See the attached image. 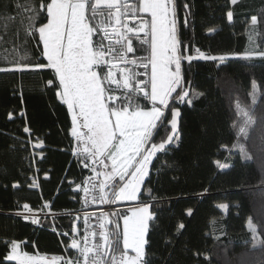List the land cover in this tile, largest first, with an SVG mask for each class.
<instances>
[{
	"label": "trees",
	"instance_id": "obj_1",
	"mask_svg": "<svg viewBox=\"0 0 264 264\" xmlns=\"http://www.w3.org/2000/svg\"><path fill=\"white\" fill-rule=\"evenodd\" d=\"M28 2L0 0V17L15 18L0 19L4 36L0 68L9 69L0 71V264H17L6 259L13 241L29 253L61 254L68 240L52 230L69 232V220H44L38 228L14 213L24 203L32 208L42 202L53 210L76 208L72 187L84 175L71 155V121L56 88L48 84L55 75L46 66L38 33L33 40L24 32ZM174 5L177 35L186 46L181 49L185 57L182 80L170 100V107L180 112V138L153 158L141 188L138 202L151 205L154 214L145 260L147 264H264V57L248 54L264 49V0H238L236 4L174 0ZM254 16L258 23L252 32ZM45 22L41 12L38 23ZM17 31L19 38L14 35ZM14 46L20 50L11 51ZM25 49L28 59L22 63L29 67L11 70ZM196 49L204 53L203 58ZM188 56L194 58L189 62ZM182 91L189 96L178 101L177 93ZM139 102L151 108L142 97ZM238 103L240 108L254 110L257 121L247 139L238 135L244 119ZM165 128L171 134L166 124L154 135L156 141L164 137ZM38 143L42 147H36ZM241 145L251 160L241 153ZM223 168L230 170L227 178ZM222 206H226L224 211ZM121 212L111 220L116 221ZM250 221L255 235L249 230ZM119 224L121 229L122 219Z\"/></svg>",
	"mask_w": 264,
	"mask_h": 264
},
{
	"label": "snow or ice",
	"instance_id": "obj_2",
	"mask_svg": "<svg viewBox=\"0 0 264 264\" xmlns=\"http://www.w3.org/2000/svg\"><path fill=\"white\" fill-rule=\"evenodd\" d=\"M231 2L236 4L238 0ZM24 11L27 13L25 35L35 40L38 33V43L42 42V54L48 62L46 66L53 69L55 80H58V84L55 80L48 84L56 88L61 102L72 114L71 134L83 145V151L75 154L84 157V167H89L91 162L95 177H104L99 183L95 182V177L85 182L91 183V199L110 204L140 201V190L153 158L167 151L166 145L180 138L177 132L180 112L174 105L170 107V100L182 80L181 61L185 57L181 49L186 46L177 35L174 0H39L38 5L36 0H30L24 5ZM41 12L45 13V23H38ZM129 13L133 20H138L137 26L129 27L126 22ZM227 16L231 21L232 12ZM0 19L12 21L15 18ZM257 23V18L252 17L251 25ZM4 27L6 34L7 24ZM14 35L19 38V31ZM3 42L4 36L0 35V43ZM19 50L20 46H14L11 51ZM26 51L15 60L11 70L23 71L29 67L22 63L28 59ZM196 51L204 57L199 49ZM259 55L264 56V52ZM193 58L187 57L189 62ZM135 68H142L143 72ZM6 70L9 69L0 68V71ZM253 89L255 103V84ZM139 94L151 104L150 109L141 106ZM188 96V91L177 93L178 101ZM191 102L187 100L188 104ZM237 109L244 117L238 135L247 139L249 129L257 123L254 110L240 108L239 103ZM166 124H170L171 134L165 128L164 137L156 141L154 135H159L157 130ZM261 141L264 145V125L261 126ZM261 150L264 151V146ZM240 151L246 159H252L243 145ZM83 191L87 203L90 190L84 187ZM148 192L151 195L150 189ZM23 207L31 212L27 204ZM150 207L148 203H135L121 212L116 221L102 214L98 219L99 232L89 231V219L85 214L83 236L72 238L66 246L76 250L77 255L72 258L53 257L49 262L45 257L21 254L19 245L13 241L6 259L17 264H147L146 236L149 222L154 219ZM32 222L38 223V220ZM107 224H113V229L108 230ZM178 227L183 229L184 224ZM249 230L256 234L251 221Z\"/></svg>",
	"mask_w": 264,
	"mask_h": 264
},
{
	"label": "built area",
	"instance_id": "obj_3",
	"mask_svg": "<svg viewBox=\"0 0 264 264\" xmlns=\"http://www.w3.org/2000/svg\"><path fill=\"white\" fill-rule=\"evenodd\" d=\"M83 151V145H81L76 139L73 138V145L71 149V155L72 157L77 160L80 167L84 170V175L81 177V179L75 183L72 187V190L77 194V208L76 209H62V210H53L49 206L45 207V205H48L46 202H42L37 208H32L29 204L24 203L20 207L18 211L14 213V215L23 218V219H33L38 220V223H33L35 227L41 228V223L44 220L48 221H55L58 219H67L71 222V229L68 233V235H64L66 232H58L55 231L56 234L64 236L68 240V245L70 244V241L72 238L80 239L85 230V214H87L89 223L87 227L89 228V231L95 229L97 232L100 231L99 225H98V219L103 215L111 217L112 213H119L120 211L127 209L129 206L127 204L122 203H100L99 199L96 201H93L91 199V183L86 184L85 182L88 181L89 177H95V173L91 171V162L89 161V167H84V163L82 162L84 157L83 156H77L75 153L82 152ZM103 170V169H99ZM103 176L95 177V182L99 183V181L103 180ZM112 182L110 181L109 184ZM84 187H88L90 190V194L87 197V203H85V193L83 191ZM108 191V189H106ZM27 204L29 208L31 209V212L24 209V205ZM126 211V210H125ZM111 224H107L106 228L110 230ZM77 230V231H74ZM22 253H28L29 255H33L35 257H45L48 261H51L53 257H63L65 259L72 258L73 256L77 255L76 250L67 248L66 246L62 247L61 254L58 255H47L42 253H29L22 249Z\"/></svg>",
	"mask_w": 264,
	"mask_h": 264
},
{
	"label": "rangeland",
	"instance_id": "obj_4",
	"mask_svg": "<svg viewBox=\"0 0 264 264\" xmlns=\"http://www.w3.org/2000/svg\"><path fill=\"white\" fill-rule=\"evenodd\" d=\"M147 19H150V17H146ZM126 22L128 23V25H129V27H135V26H137V24H138V20H133L132 18H131V13H129V15H128V18H127V20H126ZM251 31L252 32H254V27L255 26H253V25H251ZM141 35H143L142 33H141ZM135 40V39H134ZM41 45H42V42H41ZM42 49H43V45H42ZM260 52H264V49L263 50H254L253 52H250V53H248L249 54V56H253V57H264V56H261V55H259V53ZM130 55V54H129ZM45 58V57H44ZM45 60L47 61V59L45 58ZM48 63V62H47ZM121 67H124V65H121ZM127 67H132L131 65H128ZM49 68V67H48ZM51 69V68H50ZM53 70V69H52ZM135 71H137V72H143V69L142 68H135L134 69ZM54 72V71H53ZM119 73V72H118ZM117 73V74H118ZM119 76H120V74H119ZM118 75H117V77H119ZM138 79H146V77H139ZM58 81V80H57ZM113 87H115V85H113ZM177 89H178V87H177ZM139 97H142V94H139ZM58 99H59V97H58ZM60 100V99H59ZM61 101V100H60ZM178 119V118H177ZM223 170V177H228L229 176V174H230V170L228 169V168H223L222 169ZM146 178V177H145ZM142 188V187H141ZM141 191V190H140ZM119 203H122V204H127L129 207L130 206H134V203H136V202H129V201H120ZM133 204V205H132ZM128 207V208H129ZM127 208V209H128ZM126 208H125V210H127ZM222 209V211H224V207H222L221 208ZM125 210H123V211H125ZM11 248H12V245H11ZM19 252L21 253V251H20V247H19ZM11 253V250H10V252H9V254ZM16 262V261H15ZM50 262V261H49Z\"/></svg>",
	"mask_w": 264,
	"mask_h": 264
},
{
	"label": "crops",
	"instance_id": "obj_5",
	"mask_svg": "<svg viewBox=\"0 0 264 264\" xmlns=\"http://www.w3.org/2000/svg\"><path fill=\"white\" fill-rule=\"evenodd\" d=\"M57 97H59L58 95H57ZM60 99V98H59ZM65 105V104H64ZM66 106V108H67V105H65ZM150 109V108H149ZM67 111H68V114H69V118H70V121H71V128H72V114L69 112V110H68V108H67ZM70 134H71V130H70ZM71 136H72V134H71ZM72 138H74L73 136H72ZM75 139V138H74ZM136 203H139L138 201L136 202ZM135 204V203H134ZM133 205V204H132ZM122 228H123V221H122V227H121V229H120V231L122 232ZM18 244V243H17ZM19 245V247H20V251H21V254H23L22 253V246L20 245V244H18ZM121 247H122V244H121Z\"/></svg>",
	"mask_w": 264,
	"mask_h": 264
},
{
	"label": "bare ground",
	"instance_id": "obj_6",
	"mask_svg": "<svg viewBox=\"0 0 264 264\" xmlns=\"http://www.w3.org/2000/svg\"><path fill=\"white\" fill-rule=\"evenodd\" d=\"M78 206V205H77ZM77 208V207H76ZM76 208H73V209H76ZM29 220H31V219H29ZM32 221V220H31ZM48 221V220H47ZM51 222V221H50ZM41 226H42V224H41ZM53 231V230H52ZM54 233H55V231H53ZM56 234V233H55ZM56 235H59V234H56ZM64 237V236H63Z\"/></svg>",
	"mask_w": 264,
	"mask_h": 264
}]
</instances>
